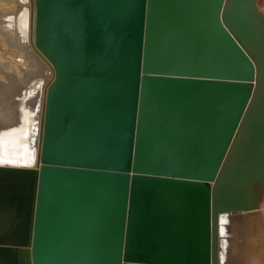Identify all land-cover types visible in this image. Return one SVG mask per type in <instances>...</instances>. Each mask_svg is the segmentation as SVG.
I'll return each mask as SVG.
<instances>
[{"label":"water","instance_id":"water-1","mask_svg":"<svg viewBox=\"0 0 264 264\" xmlns=\"http://www.w3.org/2000/svg\"><path fill=\"white\" fill-rule=\"evenodd\" d=\"M31 2L53 76L0 163V264H222L264 189L256 0Z\"/></svg>","mask_w":264,"mask_h":264},{"label":"bare ground","instance_id":"bare-ground-1","mask_svg":"<svg viewBox=\"0 0 264 264\" xmlns=\"http://www.w3.org/2000/svg\"><path fill=\"white\" fill-rule=\"evenodd\" d=\"M0 3L5 6L0 9V40L3 46L19 53L9 58L0 55V138L5 141L6 159L28 164L30 155L24 135L34 119L31 114L36 99L40 96L41 102L44 100L53 68L32 44L31 0H0ZM40 80L43 82L41 92L37 87ZM235 219L230 218L228 232L234 231ZM227 241L226 260L222 264H230L233 256V244L228 237ZM260 253H257L259 259L262 258Z\"/></svg>","mask_w":264,"mask_h":264},{"label":"rangeland","instance_id":"rangeland-1","mask_svg":"<svg viewBox=\"0 0 264 264\" xmlns=\"http://www.w3.org/2000/svg\"><path fill=\"white\" fill-rule=\"evenodd\" d=\"M4 7L0 3V9ZM256 7L260 14L264 16V0H256ZM1 54L8 58L19 55L15 49H8V47L3 46L0 40ZM235 218L236 227L228 237L233 244V260L231 259L230 264H264V189L257 207ZM260 244H262V247ZM257 253L262 255L261 260Z\"/></svg>","mask_w":264,"mask_h":264},{"label":"snow or ice","instance_id":"snow-or-ice-1","mask_svg":"<svg viewBox=\"0 0 264 264\" xmlns=\"http://www.w3.org/2000/svg\"><path fill=\"white\" fill-rule=\"evenodd\" d=\"M4 151H5V141L2 138H0V163L10 162L4 159Z\"/></svg>","mask_w":264,"mask_h":264}]
</instances>
